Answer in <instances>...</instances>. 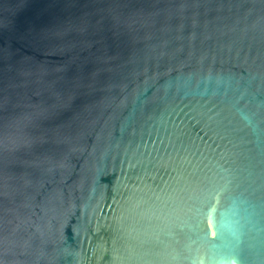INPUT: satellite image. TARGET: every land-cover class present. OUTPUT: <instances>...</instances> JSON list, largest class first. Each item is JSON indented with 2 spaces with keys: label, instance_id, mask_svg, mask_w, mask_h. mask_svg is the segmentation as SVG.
I'll return each instance as SVG.
<instances>
[{
  "label": "water",
  "instance_id": "water-1",
  "mask_svg": "<svg viewBox=\"0 0 264 264\" xmlns=\"http://www.w3.org/2000/svg\"><path fill=\"white\" fill-rule=\"evenodd\" d=\"M264 264V0H0V264Z\"/></svg>",
  "mask_w": 264,
  "mask_h": 264
},
{
  "label": "clouds",
  "instance_id": "clouds-1",
  "mask_svg": "<svg viewBox=\"0 0 264 264\" xmlns=\"http://www.w3.org/2000/svg\"><path fill=\"white\" fill-rule=\"evenodd\" d=\"M217 264H240V261L236 258H231L227 260H220Z\"/></svg>",
  "mask_w": 264,
  "mask_h": 264
}]
</instances>
